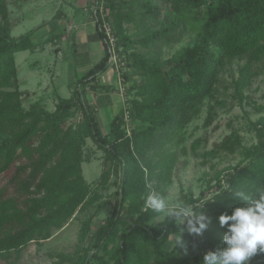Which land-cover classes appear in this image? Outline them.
<instances>
[{
  "label": "trees",
  "instance_id": "16d2710c",
  "mask_svg": "<svg viewBox=\"0 0 264 264\" xmlns=\"http://www.w3.org/2000/svg\"><path fill=\"white\" fill-rule=\"evenodd\" d=\"M12 1L19 5L27 0ZM104 1L118 26V47L131 51L125 55L122 81L118 77L127 90L124 107L112 119L107 134L88 98L90 93L110 88L98 83L110 66L105 35L98 24L93 39L102 43L104 55L69 84L71 97L58 95L53 112L42 102L26 109L29 93L21 90L16 54L37 50L40 43L33 42V37L42 26L14 38L18 21L11 19L9 1L0 0V259L20 257L28 245L50 240L77 213L94 206L100 197L96 189H108L115 168L119 183L113 214L91 234L95 217L105 207L99 205L82 225L76 255L62 256L61 263L203 264L206 253L226 247V227L220 226L219 217L243 206L235 193L249 201L264 194V117L251 123L255 145L246 147L240 132L233 129L207 153L212 158L240 154L242 161L217 172L216 190L201 206L206 205L207 227L200 236L190 235L187 256L179 248L165 249L172 233L179 231L175 225L168 221L150 225L159 214L147 209L144 200L147 191L158 192L160 176L155 171L164 162L155 164L153 157L181 139L202 104L215 97L222 74L236 62L240 66L234 96L240 106L244 104L245 91L258 75L257 65H264V0ZM165 17L170 25L164 24ZM183 23L196 32V42L164 59L162 46L175 40L174 33ZM124 24L133 26L137 38L123 36ZM64 34L65 29L51 39ZM259 110L264 112V107ZM76 113L82 119L69 123ZM89 139L105 153V165L112 164L95 186L83 171L84 163L90 161ZM200 143L196 141L193 148ZM185 202L197 205L198 199ZM124 211L135 218L132 225L121 218ZM250 264H264V254Z\"/></svg>",
  "mask_w": 264,
  "mask_h": 264
},
{
  "label": "rangeland",
  "instance_id": "374dc122",
  "mask_svg": "<svg viewBox=\"0 0 264 264\" xmlns=\"http://www.w3.org/2000/svg\"><path fill=\"white\" fill-rule=\"evenodd\" d=\"M8 1L11 19L18 21L12 32L14 38L24 36L42 26L33 37V42L40 43L37 50L16 54L18 78L22 84L21 90L29 93L24 100V106L28 109L33 103L42 102L50 112H53L58 103L57 96L65 99L70 98L72 90L69 88V84L76 82L77 78L82 75L78 63L79 59L82 58L80 53L82 51L83 55V51L88 49L87 46H90L89 49L91 48L89 35L93 34L96 28V24L94 23V26L91 21L93 20L92 2L87 0V6L84 7L86 9L77 11L79 14L78 22H81V26L86 23V26L75 30L67 37L65 34L69 29L71 18L74 19L72 16L75 15L76 8L65 0H27L19 5L12 0ZM63 13H66L68 18H64ZM170 23L169 18L165 17L164 24L167 26ZM156 27L160 28L162 25ZM124 28L127 29V32L123 36L137 38L134 35L133 26L124 24ZM63 29H65V34L62 38L55 41L51 39L54 34H59ZM117 29L118 26L116 31ZM174 35V41L170 42L169 45L162 46L164 59L171 58L185 47L193 46L197 38L196 32L192 31L186 23H183V26L177 29ZM120 41H123L122 37ZM136 51L144 53V49H137ZM128 52L120 51L122 58ZM103 55V50L99 54H92L90 61L97 63ZM85 59L86 55L81 60ZM239 66L240 64L236 62L222 74L215 97L202 104L199 114L181 133V139L165 145L160 150L159 155H154L153 162L155 164L164 161L162 165L156 167L155 173L160 176L157 182V190L165 197L167 203L185 202L194 197V199H198L197 206L201 207L205 199L212 196L217 187L215 180L217 172L228 167H234L242 161L240 154L222 153L217 158L207 156L214 145L223 141L233 129L240 132L246 147H251L257 143L251 123L264 117V112L259 110V107H264V65H257L258 75L254 78L252 86L245 91L247 98L242 106L238 104L233 88L234 81L239 75ZM110 68L113 74L117 75L115 69ZM126 69L124 65L121 73ZM116 91L113 90L110 93L118 96L124 94L123 100L125 101L127 90L122 88L119 94L115 93ZM107 94L109 93H102L100 96L93 93L88 95L92 107L98 114V120L104 134L109 132L110 123L116 115L115 113L104 112L103 99L107 98ZM81 119V113H76V116L69 123H75ZM208 119H210L209 122H207ZM199 140L201 141L200 146L194 149L193 144ZM86 152L90 161L83 165L84 176L88 183L95 186L101 180L103 172L110 169L112 164L108 162L105 165V153L91 139L88 140ZM118 183L119 174L117 175L115 168H112L108 189L101 187L96 189L100 197L94 206L82 213H77L63 229L56 231L50 240L39 243L33 242L23 250L20 257L13 255L8 261L0 259V264H70L68 262L61 263L60 260L62 256L74 257L76 255L83 223L95 215L99 205L105 204L104 209L94 219L91 232L93 234L113 214L114 195L118 190ZM121 218L128 225L135 222V218L129 217L126 211L123 212ZM163 221L157 217L150 222V225L156 226ZM183 240L185 244L189 242L190 235L187 232H185ZM89 241L90 239L84 247ZM173 247L174 239L171 237V241L165 245V249L172 250ZM190 264L196 263L191 261Z\"/></svg>",
  "mask_w": 264,
  "mask_h": 264
},
{
  "label": "clouds",
  "instance_id": "9594fccd",
  "mask_svg": "<svg viewBox=\"0 0 264 264\" xmlns=\"http://www.w3.org/2000/svg\"><path fill=\"white\" fill-rule=\"evenodd\" d=\"M235 197L244 201L243 206L236 207L231 215L222 214L219 217L220 226L226 227V247L206 253L203 264H250L254 257L264 254V194L251 201L240 192L235 193ZM144 206L179 229L172 233L174 249L179 248L185 256L189 255L183 236L185 232L188 235H202L208 220L206 205L197 210V205L186 202L167 203L159 192L149 190Z\"/></svg>",
  "mask_w": 264,
  "mask_h": 264
},
{
  "label": "crops",
  "instance_id": "0c3cea01",
  "mask_svg": "<svg viewBox=\"0 0 264 264\" xmlns=\"http://www.w3.org/2000/svg\"><path fill=\"white\" fill-rule=\"evenodd\" d=\"M65 1L67 3H69L70 5H73L76 8L75 15L72 16L74 19L71 18V21L69 23V29L67 30V32L65 34L66 36L67 35L69 36L75 30H79V29H81V27L86 26V23H84L81 26L80 25L81 22H78V20H79L78 15L79 14L77 11L80 9H86L84 7L86 5L87 0H65ZM63 17L68 18V15L66 13H63ZM91 21L94 24L93 20H91ZM94 26H95V24H94ZM94 35H95V32L93 34L89 35L91 48L89 49L90 46H87L89 50L86 49L85 51H83V53H84L83 55H82V51L80 53L82 58L86 55L85 60H81L82 58H80L78 61V63L80 64L79 65L80 70L82 71L81 76H83V74H85L87 71H89L96 64V63L90 61L92 54H99V52H102V50L104 51L102 43L99 41H94V39H93ZM74 36H75V33H74ZM111 70L112 69L109 67L108 71L100 77L99 82H98L101 86L110 87L109 88L110 90L107 91V89H100L95 94L100 96L102 93H109L106 95L107 98L103 99V101H104L103 102L104 103V106H103L104 112L107 111V112H109V114L110 113L117 114L124 106V100H123L124 96H123V94H121V95L119 94V91L122 89V85H121L117 75L113 74V72ZM39 86H40V84H39ZM113 90H117L115 93H118L119 96L114 95V93L111 94L110 92ZM35 93H36V91H35Z\"/></svg>",
  "mask_w": 264,
  "mask_h": 264
},
{
  "label": "built area",
  "instance_id": "2783aa9c",
  "mask_svg": "<svg viewBox=\"0 0 264 264\" xmlns=\"http://www.w3.org/2000/svg\"><path fill=\"white\" fill-rule=\"evenodd\" d=\"M91 2L92 19L96 26L98 24L100 31L105 35V46L110 54L109 65L115 69L120 81H122L121 72L125 65V57L122 58V55H120L123 47H118L119 37L117 36L114 20L106 10L104 0H91Z\"/></svg>",
  "mask_w": 264,
  "mask_h": 264
}]
</instances>
